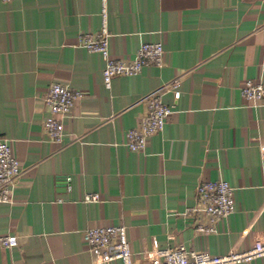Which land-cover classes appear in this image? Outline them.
Returning <instances> with one entry per match:
<instances>
[{"label": "crops", "instance_id": "0c3cea01", "mask_svg": "<svg viewBox=\"0 0 264 264\" xmlns=\"http://www.w3.org/2000/svg\"><path fill=\"white\" fill-rule=\"evenodd\" d=\"M109 47L130 60L143 43H162L163 65L115 77L107 88L99 53L79 46L103 27L102 0H0V138L21 164L10 203H0V264H97L83 231L125 225L136 264L184 245L212 255L264 240V107L241 94L264 85L263 0H106ZM178 80V86H172ZM60 83L82 97L49 138L45 96ZM165 85L173 105L162 132L142 151L127 146L149 96ZM175 91L180 92L178 99ZM227 181L236 208L216 222L197 206V185ZM99 194L87 202V194ZM111 264H122L117 260ZM249 264H264V257Z\"/></svg>", "mask_w": 264, "mask_h": 264}, {"label": "built area", "instance_id": "2783aa9c", "mask_svg": "<svg viewBox=\"0 0 264 264\" xmlns=\"http://www.w3.org/2000/svg\"><path fill=\"white\" fill-rule=\"evenodd\" d=\"M9 2L12 0H4ZM264 1V0H263ZM103 27L101 31L92 35L83 33L79 37V46L91 53H99L104 62L103 81L110 88L115 77L134 76L147 65H163L164 47L162 43H143L133 59L115 60L111 57L109 47L110 34L107 30L106 0H102ZM264 71V60L261 64ZM175 80L174 87L178 86ZM170 85H165L149 96L148 110L138 127L127 132V146L132 151H142L146 147L147 138L162 132L169 117L175 112L173 105L163 103V93ZM241 94L252 107H264V85L261 82L248 79L241 87ZM180 96L175 91V98ZM82 97L79 91H72L68 86L55 83L50 86L45 96V104L49 116L44 120V129L55 142L63 137V122L71 116L75 102ZM21 176V164L14 156L10 142L0 138V203H10L13 200L14 189ZM234 188L224 180L202 181L197 185V206L187 209L184 214L205 213L209 216L208 226H199L200 231L216 233V222L235 211L236 202ZM97 193L87 194V202H97ZM83 238L92 249L102 252L97 264H111L121 261L122 264H136V254L132 251L127 238L125 225H104L88 228L83 231ZM18 245L15 235L0 236V247L12 248ZM264 257V240L256 239L254 246L244 252H230L228 255H212L209 252L195 251L184 245L168 249H158L151 253L149 264H249Z\"/></svg>", "mask_w": 264, "mask_h": 264}]
</instances>
